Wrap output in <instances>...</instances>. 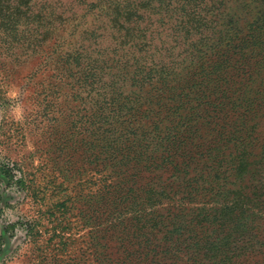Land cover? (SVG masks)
Returning a JSON list of instances; mask_svg holds the SVG:
<instances>
[{
  "label": "rangeland",
  "instance_id": "1",
  "mask_svg": "<svg viewBox=\"0 0 264 264\" xmlns=\"http://www.w3.org/2000/svg\"><path fill=\"white\" fill-rule=\"evenodd\" d=\"M23 1L0 0V168L12 175L0 173V264H264V0H211L203 28L165 31L171 59L162 61L185 89L166 91L165 107L175 108L162 127H194L197 155L184 179L195 200L181 214L163 205L160 232L136 236L134 195L114 183L124 169L115 174L105 158L155 120L101 115L94 100L63 89L41 93L47 76L26 49L37 46V24L22 18ZM51 1L86 9L84 0ZM117 87L124 97L135 91Z\"/></svg>",
  "mask_w": 264,
  "mask_h": 264
},
{
  "label": "trees",
  "instance_id": "2",
  "mask_svg": "<svg viewBox=\"0 0 264 264\" xmlns=\"http://www.w3.org/2000/svg\"><path fill=\"white\" fill-rule=\"evenodd\" d=\"M210 1L84 0L83 15L59 1L37 0L34 5H29L31 0L23 1L22 18L32 19L37 24L38 47L26 49L39 57L37 73L47 76L44 79L48 84L45 85V80L39 82L41 93L53 97L63 89L77 98L86 97L87 100L83 99L85 104H89L88 99L94 100L97 111L108 109L115 114L142 117L147 119L143 125L155 120L141 138L130 140L122 149L107 152L105 158L111 161L115 174L124 169V175H118L121 182H114L119 193L131 192L136 200L138 210L131 218L135 236L141 235V230L160 232V222L155 223L166 207L163 205L181 214L189 208L192 199L195 200L192 190L195 183L184 178L197 155L196 132H192L194 127L186 123L182 125L186 129L181 131L178 126L173 127L172 122L171 130L162 127L164 120H170L175 108V102L165 107L166 91L185 89L181 86L182 79L174 77L175 66L166 65L162 58L171 59L166 55L169 42L165 41L169 38L165 31L190 32L203 28L209 21L203 7ZM26 8L31 10L29 14ZM10 15L9 19L16 13ZM121 82L130 83V88L135 91L124 97L117 87ZM215 114L218 117L224 112L218 110ZM142 118L139 124H142ZM98 119L107 124L105 117ZM122 152L125 153L119 155ZM0 173L12 177L4 168H0ZM158 181H165L160 192L153 187ZM183 182L189 191L186 196L179 190ZM104 185L111 187L109 181ZM211 190L208 189L209 198ZM145 207L150 217L144 215ZM148 234L154 237L150 232Z\"/></svg>",
  "mask_w": 264,
  "mask_h": 264
}]
</instances>
